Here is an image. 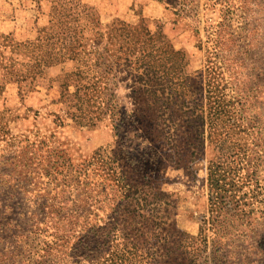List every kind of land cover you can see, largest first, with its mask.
Returning <instances> with one entry per match:
<instances>
[{"label": "rangeland", "instance_id": "rangeland-1", "mask_svg": "<svg viewBox=\"0 0 264 264\" xmlns=\"http://www.w3.org/2000/svg\"><path fill=\"white\" fill-rule=\"evenodd\" d=\"M216 37L238 83L224 94L254 89L217 116V150ZM251 119L264 141V0H0V161L19 150L27 172L0 167L22 224L0 264L58 240L53 264H264Z\"/></svg>", "mask_w": 264, "mask_h": 264}, {"label": "trees", "instance_id": "trees-1", "mask_svg": "<svg viewBox=\"0 0 264 264\" xmlns=\"http://www.w3.org/2000/svg\"><path fill=\"white\" fill-rule=\"evenodd\" d=\"M251 31H252L251 26H248L245 30V33H247V35L242 37L244 40V45H246V47L250 46L251 43L249 42L250 36L252 35ZM212 42L214 49H216V55H214L213 57L214 61L208 60L207 62L206 89H207V106L209 110L208 115L210 118L209 140L217 150L218 147H221V142L218 141V137L220 136L218 130H220V127H218L217 124L218 122L217 116L221 115L222 111L224 110V107H227L229 109L228 114L230 113V110L233 108L234 110L236 109L238 115H240L242 112H245L247 109L246 108L247 102L250 98V96L247 95V93L254 91V89L252 88L247 90L246 92H240L238 95H233V96H230L229 94H224L226 90L233 91L234 89H232L231 86H233V84H238V83L234 77V72L231 71L232 70L231 67L229 66V64H227V60L225 59V56L222 54L221 51L217 50L222 44L221 40H219L218 37H216L214 40H212ZM174 53L176 55H180L179 52H174ZM239 61H241V59ZM238 108H241L240 111L238 110ZM251 122L254 124V126L250 127L251 130L250 135L253 139V142L256 143L255 146L261 145L264 141H262L261 139L262 135L257 133H260L262 129L256 126V123L253 119H251ZM22 161L23 158L21 157V153L19 152V150H16L12 155H9L8 157L1 159L0 167L5 168V170L8 171L9 173L16 172L21 176H23L27 174V172L23 173V170L25 169V164ZM210 177L213 176L211 175ZM1 191L2 190H0V232H2L3 236L6 237H0V241L2 239L3 243L6 245L7 241L5 239L12 238L16 233L13 230L16 229L18 231V228L22 229L21 226L22 224L19 223V220L13 214L14 208L10 204V201H7L9 199L8 197H11L12 194L4 195L1 193ZM44 207L45 208L42 211L44 215L43 220H40L37 216L32 218V225L36 226L37 230H41L42 225L47 226L48 219L50 218L49 205L46 204V206ZM52 207L57 208L56 205H52ZM25 231L28 232L27 229ZM59 242L60 240H58V242L54 241L44 244L45 246L44 247L42 246L41 250L37 251L33 255L35 257V260L28 264H53L55 260L61 258V255H59V251H58V248L60 247ZM5 255L8 256L11 255V253L9 254L8 252ZM14 255H17V253H14Z\"/></svg>", "mask_w": 264, "mask_h": 264}]
</instances>
